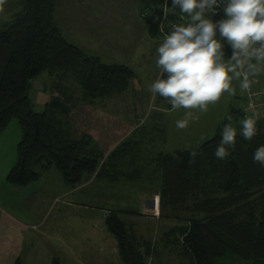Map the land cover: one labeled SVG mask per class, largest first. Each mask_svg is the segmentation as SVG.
<instances>
[{"label": "trees", "instance_id": "16d2710c", "mask_svg": "<svg viewBox=\"0 0 264 264\" xmlns=\"http://www.w3.org/2000/svg\"><path fill=\"white\" fill-rule=\"evenodd\" d=\"M19 1L22 10L0 30V133L12 119L22 130L8 182L25 187L38 181L40 171L55 167L71 188L93 177L118 186L140 181L155 163L148 177L158 175L154 180L160 179L162 207H169L179 223L166 238H174L172 243L186 264H229L234 259L240 264H264V167L253 162L254 151L264 145V117L257 121L258 134L251 141L239 135L240 122L251 116L244 91L243 109H233L214 137L199 146L153 157L149 147L154 140L133 142L129 137L106 156L93 133L78 134L72 112L126 92L133 71L123 64L104 63L69 43L54 20L57 0ZM209 18H224L222 7ZM151 31L156 33L157 27ZM221 42L232 50L227 41ZM44 72L54 78L51 90L56 95L43 112H36L29 97L30 82ZM228 123L237 129L236 146L230 156L219 160L214 152ZM154 126L164 141V128ZM190 151L198 152L194 163ZM99 209L108 214L104 219L122 263L147 264L154 252L152 242L139 239L132 224L126 227L122 219L125 214H141L124 212L119 205ZM169 243L165 241V247Z\"/></svg>", "mask_w": 264, "mask_h": 264}, {"label": "rangeland", "instance_id": "374dc122", "mask_svg": "<svg viewBox=\"0 0 264 264\" xmlns=\"http://www.w3.org/2000/svg\"><path fill=\"white\" fill-rule=\"evenodd\" d=\"M157 3L158 0H57L56 2L54 20L69 43L79 47L88 56H99L104 63H124L123 65L128 66L134 74L131 87L123 94L96 99L93 105H80L75 111H80L81 108H84L82 109L84 111L73 114L75 118L73 123L78 129V134L91 132L95 137L97 136L99 148L106 156L122 141L130 138L128 141L133 140V142L138 139L145 143L154 140L149 147L151 149L149 155L153 157L155 154L167 153L177 148H194L212 139L233 109H243L245 106L244 90L240 87L241 81L234 79L232 86L236 90L235 95L224 93L216 104L209 105L207 113H197L199 120L190 122L186 129H177L176 121L183 118L185 110L182 108L173 110L164 98L159 95L153 97L148 91V86L160 75L155 63L156 49L164 36H160L159 32L151 31V26L144 20L143 15L147 16ZM0 9H2L0 10L1 30L4 23L10 22L13 15L21 11L22 7L19 0H5V3L0 5ZM223 50L225 59H228L232 55V50ZM249 76L259 86L264 87V67ZM54 82V78L47 72L31 80L29 96L34 111L43 112L45 104L56 95L51 90ZM153 125L164 128L162 131L165 135L164 141ZM19 126L17 119H12L6 130L0 133L2 135L0 191L6 197H10V187H12L7 176L16 164L17 145L22 134ZM14 135L17 137L14 138ZM154 165L155 163L150 170L141 174L140 181L123 182L118 186H112L100 183L93 177L87 183L74 188L66 185V190L72 191L67 194L65 202L73 205H81L83 202V205L97 207L119 205V208H124V212L141 214L136 217L125 214L122 219L126 227L132 224L134 233L139 239L152 242L154 252L148 258L147 264H186L188 262L178 254L177 246L172 243L174 238H166V234L179 223L178 219L171 217L172 211L169 207H162L158 194L161 189L160 179L158 177L157 181L154 180L158 175L153 174V180L148 177L147 172H152ZM60 177V172L52 167L42 176L41 183L47 188L42 190V186L35 188V195L30 196L28 200L35 204L40 194L46 195L49 192L52 194L55 186L63 185ZM89 212L91 213L90 208H80L75 212L68 210V219L80 218L77 220L79 227L73 228L77 231L75 236H71L68 228L61 230L66 250L64 251L62 247V254H58L60 264H86L79 256L83 254L82 244L85 242L83 235L90 232L93 220ZM74 213L78 216L75 217ZM98 213L102 216L108 215L101 209ZM184 216L185 214L181 215ZM167 240L170 243L165 247ZM115 259L118 260V257ZM116 260L113 263L116 264ZM91 261H87V264H94L93 259ZM229 264H240V262L234 259Z\"/></svg>", "mask_w": 264, "mask_h": 264}, {"label": "clouds", "instance_id": "9594fccd", "mask_svg": "<svg viewBox=\"0 0 264 264\" xmlns=\"http://www.w3.org/2000/svg\"><path fill=\"white\" fill-rule=\"evenodd\" d=\"M4 3L0 0V5ZM221 6L224 18L213 21L209 14ZM161 7L165 16L178 9L188 19L173 24L157 47L155 63L160 75L148 91L153 97L164 98L173 110H185L183 118L176 121L177 129L183 130L199 120L197 113H207L209 105L216 104L224 93L235 95L234 79L247 90L249 74L264 67V0H172L171 7L165 0ZM160 30L163 32V27ZM221 41H227L232 49L228 59ZM260 118L254 112L240 122L239 135L245 141L258 134ZM237 135L231 123L225 124L214 152L217 159L231 155ZM197 155L189 152L190 163ZM253 162L264 167V145L254 151Z\"/></svg>", "mask_w": 264, "mask_h": 264}, {"label": "crops", "instance_id": "0c3cea01", "mask_svg": "<svg viewBox=\"0 0 264 264\" xmlns=\"http://www.w3.org/2000/svg\"><path fill=\"white\" fill-rule=\"evenodd\" d=\"M82 109L84 108L77 112L74 109L72 117L73 114L84 111ZM73 119L75 120L74 117ZM15 137L17 135H14ZM96 137L94 138L96 139ZM51 168L40 173L38 181L28 186L17 188L11 185L10 197H6L0 191V264H16L17 260H20L21 264H60L58 254H62V247L64 251L66 250L61 230L68 228L71 236H75L77 231L73 228L79 227L77 220L80 218L68 219V210L75 212L80 208H90L91 213H89L93 220L90 232L83 235L85 238V242L82 244L83 254L79 257L84 259L86 264L87 261L92 262V259L94 264H115L113 262L118 257L115 262L121 264L116 241L108 232L105 216L98 213L99 207L66 203V196L72 190H66L67 186L62 177L60 178L63 185L55 186L52 194L51 192L46 195L40 194V198L35 204L28 200L30 196L35 195V188L39 186H42L41 190L47 188L41 183L43 182L42 176ZM48 190L50 191L49 187ZM16 197L18 199H15ZM74 216L78 215L74 213Z\"/></svg>", "mask_w": 264, "mask_h": 264}, {"label": "built area", "instance_id": "2783aa9c", "mask_svg": "<svg viewBox=\"0 0 264 264\" xmlns=\"http://www.w3.org/2000/svg\"><path fill=\"white\" fill-rule=\"evenodd\" d=\"M164 3L165 0H158V3L152 7L147 16L143 15L145 21H147L151 27H157V32H159L160 36H164L166 33H168L173 24H180L188 19V17L184 14H181L178 9L175 11H169V13L165 16L161 7ZM171 3L172 0H167L169 7H171ZM220 8L216 9L215 12L210 14L217 15L220 11ZM172 15H176V18H172ZM161 27H163V32L160 30ZM223 45L225 47V44ZM249 80L250 87L249 89L244 90V94L247 99L246 111L250 113V115H253V113L256 112L259 113L260 117H264V87L258 88V84L255 80L251 78H249Z\"/></svg>", "mask_w": 264, "mask_h": 264}, {"label": "water", "instance_id": "95a60500", "mask_svg": "<svg viewBox=\"0 0 264 264\" xmlns=\"http://www.w3.org/2000/svg\"><path fill=\"white\" fill-rule=\"evenodd\" d=\"M172 18H176V15H172ZM250 75H254V73H250Z\"/></svg>", "mask_w": 264, "mask_h": 264}]
</instances>
